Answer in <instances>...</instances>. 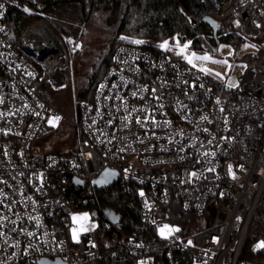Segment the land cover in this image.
<instances>
[{
  "label": "built area",
  "instance_id": "built-area-1",
  "mask_svg": "<svg viewBox=\"0 0 264 264\" xmlns=\"http://www.w3.org/2000/svg\"><path fill=\"white\" fill-rule=\"evenodd\" d=\"M0 4V264H264V0H199L190 15L194 25L233 18L257 48L235 88L224 94L182 58L124 43L74 117L40 94L43 82L67 83L74 38L40 19L16 41ZM54 117L77 131L76 151L35 148ZM106 169L136 197L138 225L123 230L109 208L105 233L74 241V208L96 199ZM164 225L178 231L161 235Z\"/></svg>",
  "mask_w": 264,
  "mask_h": 264
},
{
  "label": "trees",
  "instance_id": "trees-1",
  "mask_svg": "<svg viewBox=\"0 0 264 264\" xmlns=\"http://www.w3.org/2000/svg\"><path fill=\"white\" fill-rule=\"evenodd\" d=\"M6 1L9 5L12 38L16 41L28 26L40 19L48 21L58 33L73 31L80 20L84 21V17L91 15L95 7L101 6L102 3V0H42L46 6L41 10L37 6L38 0ZM198 2L199 0H104V5L110 7L113 13L116 10L121 12L126 7L119 26L120 31L126 30L128 14L134 9L139 25L133 31H127L126 34H136L147 41L143 43L118 42L106 52L98 74L96 73L91 81V88L83 100L93 97L99 81L111 63L114 50L121 44L142 45L153 49L156 53L172 54L181 58L168 49H162L160 44L164 41L172 42L177 39L182 43L190 42L191 46L198 50H216V47L223 42L237 46L246 41L233 18L216 24L207 22L192 24L190 15ZM57 14L64 19H58ZM218 84L220 91L225 94V85ZM48 85L49 83L43 82L40 88L41 96L47 101L49 100L43 89ZM89 207L96 211L109 208L120 210L123 213V230L127 232H130L132 226L138 225L139 210L136 197L124 191L119 185L98 190L96 199L89 203ZM182 215L184 216V214ZM106 230L107 225L103 224L99 232L105 233Z\"/></svg>",
  "mask_w": 264,
  "mask_h": 264
},
{
  "label": "rangeland",
  "instance_id": "rangeland-1",
  "mask_svg": "<svg viewBox=\"0 0 264 264\" xmlns=\"http://www.w3.org/2000/svg\"><path fill=\"white\" fill-rule=\"evenodd\" d=\"M104 4V0H102L101 6H96L91 15L84 17V21L80 20L77 27L73 28V31H68L67 33L57 32L61 34V36L70 34L75 40V50L70 56V64L66 71L68 81L62 86L49 83V85L43 89V92H46L47 99L66 117H74L77 115L79 103L87 96L91 88V81L98 72L106 52L111 50L118 42L135 43L134 41H141V43H143L147 41L139 35L126 34L127 31H133V29H136L139 25L137 22V14L134 9L128 14V25L126 30L120 31L119 26L126 7L121 12L116 10L115 13H113L111 8L108 6L106 7ZM56 17L58 19H64V17L59 14H57ZM164 42L160 44V47ZM167 42V49L187 62L188 60L186 57L191 56L193 53L195 57H202L205 55L211 57V59L207 61L193 58V63L191 64L199 70L206 69L207 71L203 72L213 81L225 84L227 87H229V84L233 85L229 88L236 87V78L245 71L246 66L242 61L243 58L257 51V48L248 42H243L241 46H234L233 44L223 42L216 47V50H198L192 47L190 42L182 43L177 39L172 42ZM185 44L188 45L187 49H185L182 54L178 55L180 49ZM161 48L165 49L163 47ZM225 60L227 64L217 62ZM78 147L79 135L74 127L65 119L52 128H43L35 143V148L39 149L40 152L69 151L75 150ZM94 211L95 209L89 207V205L74 208L71 219L73 216L82 217L87 215L88 217L86 221H81L79 223H74L72 219V222L77 225L78 238L80 234L95 230L99 231L103 224L106 225L101 218L94 214ZM102 212H104V210L100 209L99 214H101V216H103ZM109 212L112 219L116 220L117 217H115L111 211ZM185 218L189 219L190 214L186 213ZM81 224L88 230L79 231ZM74 241H78V239Z\"/></svg>",
  "mask_w": 264,
  "mask_h": 264
},
{
  "label": "snow or ice",
  "instance_id": "snow-or-ice-1",
  "mask_svg": "<svg viewBox=\"0 0 264 264\" xmlns=\"http://www.w3.org/2000/svg\"><path fill=\"white\" fill-rule=\"evenodd\" d=\"M4 5L3 4H0V8H3ZM135 43H141V41H134ZM179 46V45H177ZM161 47L167 49L168 48V42H164V44L161 45ZM188 45L185 44L181 49H180V53L179 54H182L184 52L185 49H187ZM193 58L195 59H199V60H204V61H207V60H210L211 57L205 55V56H202V57H195V54L193 53L191 56H188L186 57V59L188 60V62L191 64L193 63ZM218 63H225L227 64V61H217ZM201 71H207L206 69H201ZM219 75V74H217ZM233 85L229 84V87H232ZM0 103H2V101H0ZM0 115H3L2 113H0ZM60 119V117H54L53 119H50L48 121L49 124L55 126V123ZM206 119V117H205ZM137 123H147V117L145 118V120L142 122L139 118H137ZM154 122V121H153ZM229 170L231 171V166H229ZM211 171V169H210ZM193 176H195L196 174L193 173L192 174ZM233 178H235V175L233 174ZM141 195H143V193H141ZM73 219V222L74 223H79L81 221H86L88 219L87 215L85 216H82V217H77V216H73L72 217ZM88 229L84 228L83 225L81 224V227L79 229V231H87ZM165 230H168L169 232L171 231H178V229H169V226L168 225H164L163 228H161V235H164L165 234ZM72 232H73V239L76 240L78 239V236H77V232L78 230L76 228H73L72 229ZM29 235H31V233H29ZM189 244H191V241H189ZM261 247H264V242H261L260 244L257 245V248H261Z\"/></svg>",
  "mask_w": 264,
  "mask_h": 264
},
{
  "label": "water",
  "instance_id": "water-1",
  "mask_svg": "<svg viewBox=\"0 0 264 264\" xmlns=\"http://www.w3.org/2000/svg\"><path fill=\"white\" fill-rule=\"evenodd\" d=\"M207 23L216 24V22L212 20H206ZM119 174L118 171L113 169H106L103 173L95 181V185L99 190L111 188L115 182L118 180ZM98 217L101 218V214L98 212ZM119 220H115L117 222ZM114 229H112L113 231ZM39 264H67L66 262L62 261L61 259H56L54 261L50 260H41Z\"/></svg>",
  "mask_w": 264,
  "mask_h": 264
}]
</instances>
